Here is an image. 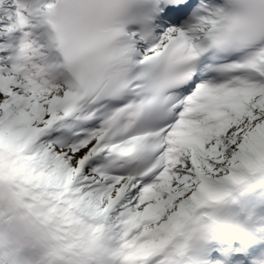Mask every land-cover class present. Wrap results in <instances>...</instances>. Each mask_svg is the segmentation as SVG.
<instances>
[{"label": "snow or ice", "instance_id": "snow-or-ice-1", "mask_svg": "<svg viewBox=\"0 0 264 264\" xmlns=\"http://www.w3.org/2000/svg\"><path fill=\"white\" fill-rule=\"evenodd\" d=\"M0 264H264V0H0Z\"/></svg>", "mask_w": 264, "mask_h": 264}]
</instances>
